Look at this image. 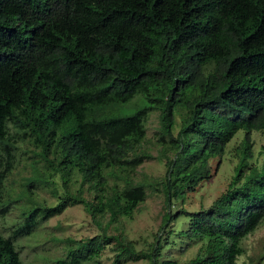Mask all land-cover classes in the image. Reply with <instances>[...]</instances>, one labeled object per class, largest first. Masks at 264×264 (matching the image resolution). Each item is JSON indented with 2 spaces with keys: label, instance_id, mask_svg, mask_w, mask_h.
<instances>
[{
  "label": "trees",
  "instance_id": "16d2710c",
  "mask_svg": "<svg viewBox=\"0 0 264 264\" xmlns=\"http://www.w3.org/2000/svg\"><path fill=\"white\" fill-rule=\"evenodd\" d=\"M137 96L143 106L124 112ZM153 111L169 204L212 180L244 131L227 188L209 207L172 210L164 222L185 216L180 233L203 241L185 264H236L243 241L264 222V164L248 161L252 132L264 131V0H0V191L14 168L16 132L54 156L66 188L81 178L76 196L36 206L11 236L0 233V264H24L16 238L75 204L102 232L71 241L56 264H85L113 240L112 264H179L160 260V238L139 250L107 232L147 198L130 174L152 157L138 148ZM110 176L124 186L110 185ZM9 206L0 205V216Z\"/></svg>",
  "mask_w": 264,
  "mask_h": 264
},
{
  "label": "rangeland",
  "instance_id": "374dc122",
  "mask_svg": "<svg viewBox=\"0 0 264 264\" xmlns=\"http://www.w3.org/2000/svg\"><path fill=\"white\" fill-rule=\"evenodd\" d=\"M141 97L137 96L128 104L124 112L132 113L143 106ZM147 135L138 148L139 153H148L152 157L145 160L135 172L130 174L134 183L146 186L147 198L142 202L133 216L119 217L110 224L109 235H125L132 240L139 250H148L157 239L163 242L160 260L173 259L185 264L195 257L203 241L190 239L180 232L189 226V218L180 216L164 224L169 211L176 212L181 208L197 211L209 207L212 202L227 188L235 175V169L243 156V130L228 143L220 159V166L214 178L205 181L186 198H173L169 204L163 189L168 175L167 161L162 156V146L158 141L160 119L159 112H151L147 123ZM15 133L16 129H12ZM178 128L176 129V132ZM15 164L4 180L0 191V205L10 204L5 215L0 216V233L11 236L16 227L22 224L28 211L36 206H54L61 197L69 193L73 197L80 188L79 180L73 178L66 188L62 173L56 170L57 162L53 155L44 157L42 149L30 137L22 138L15 134ZM252 156L248 158L251 165L259 168L264 164V131H253L251 135ZM123 173H120V176ZM115 182L123 187L124 179L110 176L109 184ZM84 196L90 198L88 186L81 187ZM109 221V214L103 218V225ZM101 228L92 220L83 204L69 206L62 214L40 222L31 234L18 236L15 240L17 249L24 264H56L59 258L66 257L69 248L75 246L71 241L87 239L100 234ZM245 252L240 255L236 264H264V222L244 241ZM113 240L101 256L85 264H112L115 255ZM122 264H152L149 260L127 261Z\"/></svg>",
  "mask_w": 264,
  "mask_h": 264
}]
</instances>
